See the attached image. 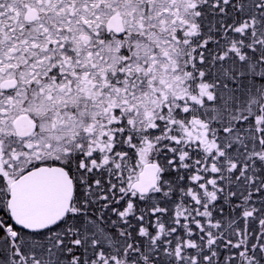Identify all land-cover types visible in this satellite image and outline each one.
I'll return each mask as SVG.
<instances>
[{"label": "snow or ice", "instance_id": "snow-or-ice-1", "mask_svg": "<svg viewBox=\"0 0 264 264\" xmlns=\"http://www.w3.org/2000/svg\"><path fill=\"white\" fill-rule=\"evenodd\" d=\"M0 264H264V0H0Z\"/></svg>", "mask_w": 264, "mask_h": 264}]
</instances>
